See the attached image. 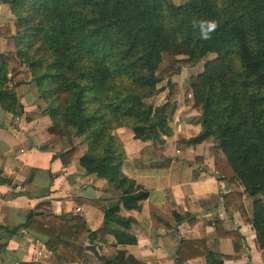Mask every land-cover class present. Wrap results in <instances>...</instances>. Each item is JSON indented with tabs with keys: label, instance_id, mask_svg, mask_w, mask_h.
Wrapping results in <instances>:
<instances>
[{
	"label": "trees",
	"instance_id": "16d2710c",
	"mask_svg": "<svg viewBox=\"0 0 264 264\" xmlns=\"http://www.w3.org/2000/svg\"><path fill=\"white\" fill-rule=\"evenodd\" d=\"M1 1L15 17L13 29L0 23V40L10 38L14 44V51L0 48L1 108L20 115L15 88L33 82L51 121L49 132L79 138L86 146L80 165L120 191L104 208V221L96 230L79 215L55 214L48 203H39L8 234L20 228L41 233L47 237L46 248L68 263L81 261L86 250H95V242H106V235L114 237V246L136 243L128 233L131 218L120 215V205L140 210L148 191L122 171L126 155L113 129L125 127L136 139L165 143L172 135L177 85H169L168 100L161 106L146 99L180 66L215 53L191 80L192 108L202 112L203 128L188 143L216 140V151L234 174L230 181L237 182L236 190L224 196L225 209L240 211L253 224L264 262V0ZM202 19L218 24L208 41L193 26ZM78 155L74 146L59 158L65 165ZM243 192L252 200L251 219L246 218ZM226 235L236 237L233 255L212 252L202 240L181 239L178 263L200 256L206 264L238 258L240 234ZM101 259L140 264L119 249Z\"/></svg>",
	"mask_w": 264,
	"mask_h": 264
},
{
	"label": "crops",
	"instance_id": "0c3cea01",
	"mask_svg": "<svg viewBox=\"0 0 264 264\" xmlns=\"http://www.w3.org/2000/svg\"><path fill=\"white\" fill-rule=\"evenodd\" d=\"M5 22L13 29L15 17L0 0V23ZM0 48L14 51L13 40L1 38ZM15 91L22 113L13 116L0 106V264H106L101 258L110 257L116 249L140 264H179L181 239L202 240L212 252L233 255L236 237L226 235L233 231L241 236L242 252L224 264H264L253 224L240 211L225 209L224 196L236 190L237 182L230 181L234 174L216 151L215 141L188 143L202 131L197 119L191 118L199 116L196 111L182 115L178 110L169 122L172 135L163 144L136 139L125 127L113 129L126 155L122 171L148 191L140 210L120 205V215L131 218L128 233L136 243L114 246V237L106 235V242H95V250H86L81 261L68 263L46 248L47 237L41 233L20 228L8 234L39 203H48L55 214L79 215L89 229L96 230L104 221L109 200L120 196L112 183L80 165L85 145L66 144L63 137L49 132L51 121L34 83L22 84ZM74 146H78V157L62 164L59 155ZM238 190L242 192L243 187L239 185ZM242 201L246 218L251 219L252 200L243 192ZM180 264H206V259L200 256Z\"/></svg>",
	"mask_w": 264,
	"mask_h": 264
},
{
	"label": "rangeland",
	"instance_id": "374dc122",
	"mask_svg": "<svg viewBox=\"0 0 264 264\" xmlns=\"http://www.w3.org/2000/svg\"><path fill=\"white\" fill-rule=\"evenodd\" d=\"M185 0H172L175 4H181ZM186 57L184 55L176 56V58ZM216 57L215 53H209L203 58L196 59L190 64H184L180 66L179 71L176 74L171 75L167 79L163 80L157 85L158 93L148 99H146V102L150 103L152 106H161L168 100V91H169V85L170 84H176L177 85V97H176V107L174 109V114L178 110L182 111V115L186 114L184 112L196 111L192 108V101H193V90L191 86V80L192 78L196 77L202 70L205 65V63L213 58ZM174 58L173 56L170 57ZM197 112V111H196ZM199 116L191 115L192 121L193 119H197V121L201 124L200 120L202 118V112H198ZM194 116V117H193ZM202 126V124H201ZM203 128V126H202ZM57 135V134H56ZM64 138L66 144H74L75 142H80V139L77 137H71L66 135H58ZM213 141L216 140L211 138Z\"/></svg>",
	"mask_w": 264,
	"mask_h": 264
},
{
	"label": "clouds",
	"instance_id": "9594fccd",
	"mask_svg": "<svg viewBox=\"0 0 264 264\" xmlns=\"http://www.w3.org/2000/svg\"><path fill=\"white\" fill-rule=\"evenodd\" d=\"M193 26L199 30V38L208 41L212 34L217 30L218 24L215 20H198L193 21Z\"/></svg>",
	"mask_w": 264,
	"mask_h": 264
},
{
	"label": "water",
	"instance_id": "95a60500",
	"mask_svg": "<svg viewBox=\"0 0 264 264\" xmlns=\"http://www.w3.org/2000/svg\"><path fill=\"white\" fill-rule=\"evenodd\" d=\"M38 213H41V212H38Z\"/></svg>",
	"mask_w": 264,
	"mask_h": 264
}]
</instances>
